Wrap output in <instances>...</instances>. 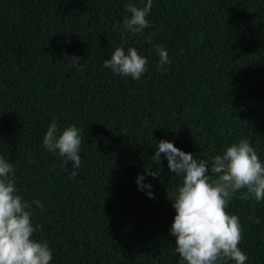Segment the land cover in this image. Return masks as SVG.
I'll return each instance as SVG.
<instances>
[{
	"label": "trees",
	"instance_id": "trees-1",
	"mask_svg": "<svg viewBox=\"0 0 264 264\" xmlns=\"http://www.w3.org/2000/svg\"><path fill=\"white\" fill-rule=\"evenodd\" d=\"M146 2L0 0V156L18 194L44 205L32 204L33 238L47 241L51 264H185L168 198L183 177L163 153L153 160L160 140L211 162L244 138L264 162V0H153L150 27L123 32L126 4ZM118 46L147 58L139 80L103 67ZM53 121L58 135L80 129L74 178L73 162L43 147ZM240 194L227 209L243 227L239 247L245 264H264V200Z\"/></svg>",
	"mask_w": 264,
	"mask_h": 264
},
{
	"label": "clouds",
	"instance_id": "clouds-1",
	"mask_svg": "<svg viewBox=\"0 0 264 264\" xmlns=\"http://www.w3.org/2000/svg\"><path fill=\"white\" fill-rule=\"evenodd\" d=\"M125 7L131 15L123 19V32L139 34L150 27L147 16L153 0H147L143 7L133 3ZM116 27L119 31L120 26ZM146 39L150 42L151 38ZM156 51L160 57L158 67L170 63L164 48L157 46ZM67 60L82 65L79 57ZM147 63V58L135 47L125 51L123 46H118L111 58L104 61L103 67L139 80L147 71ZM81 144L80 129L72 125L58 135L55 121L43 137V147L47 151H58L65 165L73 162L70 178L78 175L81 166L78 154ZM156 149L153 160L160 164L163 153L171 172L183 177L172 197L168 196L176 212L170 233L176 238L175 251L181 260L185 264H225L226 260L245 264L248 257L239 247L243 227L239 216L230 214L227 209L238 192L241 193L240 200H264V162L251 142L242 138L228 146L223 154L212 157L211 162L194 158L192 153L182 151L167 140L158 141ZM149 174L155 178L158 171H149ZM14 175V165L0 156V264H51L53 253L47 241L33 238L40 225L33 226L32 204L40 209L44 205L39 200L32 204L25 201L18 194ZM144 179L143 174L137 179L140 189H151L152 185L144 184ZM147 195L154 198L151 191ZM252 218L254 222H260L254 215Z\"/></svg>",
	"mask_w": 264,
	"mask_h": 264
}]
</instances>
